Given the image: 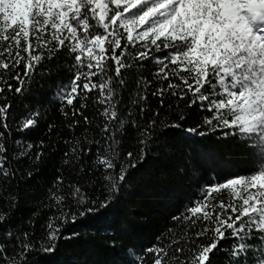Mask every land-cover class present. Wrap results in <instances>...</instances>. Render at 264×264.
I'll return each mask as SVG.
<instances>
[{
    "label": "snow or ice",
    "instance_id": "1",
    "mask_svg": "<svg viewBox=\"0 0 264 264\" xmlns=\"http://www.w3.org/2000/svg\"><path fill=\"white\" fill-rule=\"evenodd\" d=\"M177 154V227L125 219L95 264H264V0H0V264H62V241L115 233L148 161ZM49 166L20 214L21 181Z\"/></svg>",
    "mask_w": 264,
    "mask_h": 264
},
{
    "label": "trees",
    "instance_id": "2",
    "mask_svg": "<svg viewBox=\"0 0 264 264\" xmlns=\"http://www.w3.org/2000/svg\"><path fill=\"white\" fill-rule=\"evenodd\" d=\"M42 83L43 89L41 90L46 95H50L48 82L43 81ZM33 87L35 88L37 85L34 84ZM152 103H155L154 98L152 99ZM56 107L58 105H54L49 110V117L50 119L59 121L60 117L55 111ZM44 127L45 125L41 123L40 127L29 133L27 139L38 140L41 138ZM183 152L185 157H195L194 149L185 148ZM185 163H188V160H182L179 154L169 160L166 165L149 160L145 166L148 171L144 173L145 178L148 180V187L139 188L130 196L131 203L125 202L121 205L113 222V227L116 229L115 233L113 228L107 230V235L104 234L103 230L100 233L91 232L90 235L94 236L95 244L87 247L84 243L77 244L72 241H62L54 259L61 261L62 264H70L71 261L77 258L84 259L85 257L89 260V264H95L96 261H109L112 258V254L107 251L109 247L108 242L115 238L118 246L122 243L120 237L123 233L119 229L123 227L121 221L125 219L130 222V230L140 237H150L152 234H159L165 230V225L177 227V225L171 223V215L176 214L177 210L182 208L186 197L190 193L187 181L183 183L176 182L173 177L176 176L180 166ZM197 167L200 168L201 165L197 163ZM51 170V166H49L48 169L42 170L40 174L27 183H24L23 180L21 181V194L28 198V202L24 203L22 201L20 214L28 216L35 210L33 206L36 204L37 198L42 195V192L51 180ZM203 171L205 175L209 174L206 168ZM133 183L142 182L135 180ZM5 191L14 192L15 188L5 189ZM224 198H228L226 193L224 194ZM128 212L131 213L130 216ZM74 227L78 229L79 225Z\"/></svg>",
    "mask_w": 264,
    "mask_h": 264
}]
</instances>
